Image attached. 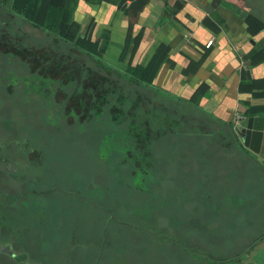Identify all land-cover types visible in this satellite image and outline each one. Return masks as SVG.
Listing matches in <instances>:
<instances>
[{
	"label": "rangeland",
	"instance_id": "374dc122",
	"mask_svg": "<svg viewBox=\"0 0 264 264\" xmlns=\"http://www.w3.org/2000/svg\"><path fill=\"white\" fill-rule=\"evenodd\" d=\"M4 62L0 61V65L6 66ZM6 64L20 68L17 60ZM0 104L4 106L3 118L13 115L17 121L11 119L16 122V128L22 135H27L29 146L22 143V147L25 155L29 154L34 141L28 137L31 133L23 129V125L38 127L46 125L45 122L36 119L33 113L26 121L18 105ZM100 117L98 122L102 121V114ZM106 122L109 124L111 120ZM1 132L5 140L15 138L7 135L11 132L7 127ZM201 142H195L194 148L182 142H177L174 147L164 144L158 150L155 157L159 158V166L166 176L163 187H167V183L174 187L163 195L152 190V176L140 172L134 178L125 167V172L112 177L110 189L102 182H84L79 169L84 170L82 168L87 166L89 172L96 170L98 177L102 173L99 172L102 161L96 160L84 147L71 149L74 146L68 142L64 153H59L62 159L70 155L67 167L52 171L48 161L37 167L26 159L23 163V158L17 163L10 162L11 170L20 177L26 176L14 180L20 189L13 187V193L26 194L27 198L5 194L15 210L7 211L0 224L3 222L14 231L20 247L33 252L39 262L48 264L93 262L105 240V232L107 246L101 254V264H253L255 257L256 264H261L264 262V243L252 252L248 249L255 238L264 233V170L251 157L237 152L234 140L215 138ZM81 143L84 146L85 141ZM108 143L104 145V152H110L112 145L110 141ZM66 152L70 153L66 155ZM4 170L9 171L5 167ZM70 171H79V174L74 172L80 176L76 187L73 182L76 178ZM120 176L124 185L120 183ZM53 185L60 189L54 191ZM76 189L89 199L70 193ZM3 190L9 192L8 187ZM42 192L47 195H41ZM2 201L7 202L4 195H0V204ZM110 214L117 220L110 219ZM123 222L157 231L165 228L161 231L167 239L158 246L153 245V239L146 232L120 224ZM186 222L188 230L184 229ZM29 230L32 232L27 234ZM172 237L187 239L193 251L173 244ZM128 241L129 247L125 245ZM15 250H19L18 246Z\"/></svg>",
	"mask_w": 264,
	"mask_h": 264
},
{
	"label": "trees",
	"instance_id": "16d2710c",
	"mask_svg": "<svg viewBox=\"0 0 264 264\" xmlns=\"http://www.w3.org/2000/svg\"><path fill=\"white\" fill-rule=\"evenodd\" d=\"M67 3L68 0H0V57L8 59L9 62H20L17 71V68L13 69L10 65H0V88H3L0 91V103L18 105L21 114L28 118L30 114L25 112L29 108L26 96L32 93L33 96L30 97L35 102V118L46 121L45 116L50 113L49 101L53 99L56 102L53 107L61 104L65 106L60 119L55 123L47 120V125H35L31 129L25 125L23 129L42 140L43 148L50 151L49 155L53 156L56 151L64 149L65 141L62 138L65 134H72L74 138L70 144L74 148L84 147L85 151L100 154L101 161L109 162L106 154H101L104 144L107 143L105 136L90 138L92 127L86 125L91 112H105L127 135L126 142L123 141L118 148L121 152L118 155L119 163L130 162V174L134 178L141 170L144 171L142 173L152 176L153 191H158L161 195L170 193L174 187L168 183L167 187H163L166 176L159 166L160 161L155 157L157 154L154 150L157 152L162 149L163 143L174 147L177 142H182L192 147L195 142L202 141L200 138L207 136L225 141L233 140L236 127L232 123L216 122L200 107L195 97L181 98L159 88L153 82L156 68L149 75L132 66L118 67L105 62L100 52V44L92 39L89 32L82 36L81 27L72 21V13ZM257 20L259 19L255 14H249L248 22ZM18 23L20 27L22 23H29L37 32L19 29ZM263 26L259 22L255 31L261 30ZM137 47L139 44H136V51ZM155 65L157 66L156 63ZM17 86L22 87V90L18 91ZM32 86L39 87L31 92ZM51 86L56 90L55 95ZM19 95L23 98H16ZM1 108L3 111L4 106ZM77 116L81 119H77ZM11 117L16 120L13 115L3 119L5 127L14 135L17 131L16 122ZM176 135L180 139H170ZM82 139L85 141L84 146ZM12 144L9 143V148ZM34 147L42 149L40 143ZM81 173L83 176H78L81 180L92 181L96 178V174L89 170L85 169ZM98 179L107 189L112 187L106 172L105 175L99 173ZM120 224L133 227L135 231L146 232L153 239V245H160L163 239H167L161 234V229L166 230L165 228L157 231L155 228L142 229L124 222ZM148 228L157 233L147 230ZM184 229L188 230L187 222ZM171 240L175 245H189V241L183 237H172ZM130 241L125 245L129 247Z\"/></svg>",
	"mask_w": 264,
	"mask_h": 264
},
{
	"label": "crops",
	"instance_id": "0c3cea01",
	"mask_svg": "<svg viewBox=\"0 0 264 264\" xmlns=\"http://www.w3.org/2000/svg\"><path fill=\"white\" fill-rule=\"evenodd\" d=\"M67 4L72 21L84 35L90 31L103 55L119 61L127 54L133 68L149 75L156 68L153 82L159 88L195 97L216 122L235 126L239 116L241 125L264 117V28L255 31L237 0H222L210 10V0Z\"/></svg>",
	"mask_w": 264,
	"mask_h": 264
},
{
	"label": "flooded vegetation",
	"instance_id": "af4514ba",
	"mask_svg": "<svg viewBox=\"0 0 264 264\" xmlns=\"http://www.w3.org/2000/svg\"><path fill=\"white\" fill-rule=\"evenodd\" d=\"M237 1H238L239 5L241 6V9H244V11L248 14L247 15V21H248L249 14L253 13V14H255L256 17H258L259 20L252 21L251 23L258 24L260 22V23H262L264 25V0H237ZM256 1L258 2L257 6L255 5ZM250 9H252V11ZM18 24H19L18 25L19 29L23 28V29H25L27 31H32V32H35V33L37 32V29L35 27H33L31 24H29V23L28 24L27 23H22L21 27H20V23H18ZM263 28H264V26L261 29H263ZM88 32H90V31H88ZM81 33H82V36H84L85 33L83 32L82 28H81ZM101 47L102 46L100 45V52L102 53V59L105 60V62H107L108 64L113 65V66H118V67L119 66L127 67V65L131 66V60L130 61L128 60L127 54L124 56L125 57L124 59L122 58L119 61H116L114 59L111 60L108 57H106V55H103ZM3 60L5 61L4 64L7 65L6 63H7L8 59L0 57V61L3 62ZM11 62H16V61L12 60ZM8 65H10V64H8ZM10 66H12V65H10ZM12 68L16 69V67H14V66H12ZM17 70L18 69H16V71ZM36 87H39V86H32L30 91L32 92L34 89H38ZM16 89L18 91H21L22 87H18L17 86ZM51 89L53 91V95H55L56 94L55 93L56 90H54L53 86H51ZM30 96H33L32 93L29 94V97ZM27 101L29 103V108L26 111H29L30 116H31L32 113L35 114V112H34L35 102H34L33 99H31V97L29 99L27 98ZM55 103L56 102L53 99L49 101V107H50L49 112L50 113H49L48 116H45L46 117V121H42V122H45L46 125L48 124L47 120H49L51 122H54V123H55V121L57 122L60 119V117H61V113H63L65 111V109H64L65 106L62 105V104L59 107H57V106L53 107V104H55ZM53 108H55V109H53ZM19 110L21 111L20 108H19ZM101 114H102L101 111H99L98 114H96L94 112H91L90 113V119L86 123V125L92 127V132L89 134L90 138H92V136L97 137V135H102V137L105 136V141H107V144H109L108 142L110 141V143L112 145V147L110 149V152H104V149H103L104 146H103L102 152H101V154L102 153L106 154V157L109 158V162L103 160L102 162H106V164H103L102 162H101V164H99L100 165L99 172L104 173V175H105V172H106V174L108 175V178H110L109 183L110 182L112 183V177L113 176L117 177V174L115 173V171L117 173L118 172L120 173V170L125 172V170L127 171L129 169V172H131V164H130V162L127 161L128 163L127 162L119 163V161H118V158L120 157L118 155L121 154V152H119L118 148H120V145L123 143V141L119 140V139L122 138V139H124V142H126L127 135H126V132L124 130L120 129V127L114 123V121L112 120L111 116L107 115L105 112H103V114H102V121L98 122V119H101V117H100ZM58 115H59V117H57ZM97 115H98V117H97ZM3 117H4V111H0V120L2 121V122H0V124H1L0 125V195H4V197H5L6 201H7L5 204L3 203V201L0 204V209H1V211H0V219H2L3 222H4L5 213L7 211H8V213H11V212H13V210H15L14 207H13L14 206L13 202H11V200L7 199L5 194L13 195V196H16V197L26 196V194L25 195H23V194L16 195V194L13 193V191H14L13 187H19V189H20V186L18 185V183L14 184V180L19 178L20 176H18V174L15 171H13V170H11L9 168L8 163H10V162H12V164L13 163H17L18 159L23 158V160H22L23 163H25L24 159H26V160H28V163L30 162V164H34L35 167L42 166V164L47 163V161H48L49 165L50 164L52 165L51 166L52 167V169H51L52 171L55 170V169H61L62 167H67V165H69V162H70V159H71L70 155H69L70 158L69 157L66 158L65 155L63 154V156L65 158L62 159V156H60L59 153H64V151L67 149L66 148V143L68 142L70 144V141L74 138V136H72V134H70V135L69 134H65V135L63 134L64 137L62 138V140L65 141V143H64L65 147L62 150L56 151V153L54 155H56L57 157L60 156V158H56V156H55V159H54V155L53 156L49 155L50 151H48L47 149L43 148V145H42L43 142H41L42 140L37 139L35 137L36 135H34V134L33 135H28V137H31L33 139V141H34L33 145L37 146V144L40 143L41 146H42V149H36L33 146V148H30V150H29V154H31V155H29V154L25 155V153L23 151L24 149L22 147V145H23L22 143L26 144V141H28L27 135H25V134L22 135L20 133V131L18 130V128H16V126H15V128L17 130L16 133L14 134L15 138L12 139V140H5L1 136V134H2L1 131L4 132V128L6 126L5 120L3 119ZM77 117H78L77 119H81L80 116H77ZM28 118H30V117H28ZM28 118H26V119H28ZM106 120H111V122L108 124L106 122ZM18 121H20V120H18ZM34 121H36V120H34ZM20 126L22 127V123H21ZM23 126H25V125H23ZM29 128L31 129L32 127H29ZM105 131L107 132L108 135H106ZM7 135H13L12 131L10 132V134H7ZM81 135L82 134H80V136ZM75 136H78V134L75 135ZM41 137H42V139L46 140L44 135L43 136L41 135ZM173 138L178 139L179 136L176 135V136H171L170 137V139H173ZM186 139L189 140V137L186 136ZM216 139H218V138H216ZM193 140H197V139L193 138ZM200 140H202L203 142L206 141V140L207 141H209V140L212 141L213 138H210V136H207L205 138H203V137L200 138ZM233 140L237 143L236 144V148H238L237 152L243 153L244 155H248L249 157H251L254 160V162L259 167H261L264 170V155H261V150L262 149L259 152H255V151H253L251 149H249V151H247L245 149V146H244L243 142H242V139H240L237 134H235ZM10 142H11V144L13 142V144L10 146L11 148H9V143ZM26 145L29 146V144H26ZM162 145H164V143ZM68 148H70V147H68ZM71 149L76 150V148H71ZM158 150H160V149H158ZM158 150H157V152H156V150H154L155 151L154 153L157 154ZM12 153H14L13 156H14L15 159L12 158L13 157ZM68 153H70V152H66V155ZM91 154L96 158V160H101L100 159L101 158L100 154L98 155L95 152H93ZM28 157H30V158L27 159ZM3 165L9 171L4 170V167H2ZM18 165L19 164H17V166ZM124 167L126 168L125 170H124ZM82 169H84V170H81V168H80L79 171L83 172V171H85V169L88 170L87 166L82 168ZM79 171H74V172L78 173ZM74 172L70 171V174L73 177L76 178L73 181L74 185H75L77 183V181H79L78 180L79 177ZM91 172L94 173V175H95L96 170L91 171ZM141 172H144V171L141 170ZM95 177L96 178L92 179V182L89 183V184H93L94 181L100 180V179H98L97 175H95ZM121 177L122 176H120L119 178H121ZM20 178H26V176H23V177H20ZM105 179H106V177H105ZM3 181L5 183H3ZM133 181L135 182V180H133ZM152 181H151V184L153 183ZM120 183H122L124 185V181L123 180H121ZM53 186H54L53 190L54 189H56V190L60 189L56 185H53ZM135 186H137L136 182H135ZM6 187L9 188V192L8 193H6L3 190V189H6ZM74 187H76V185ZM56 190H54V191H56ZM42 193L43 194H41V195H44V196H45V194L47 195V192H42ZM70 193L74 194V195H77V196H79L81 198H84V199H89L84 194L78 192L77 189L75 191H71ZM115 193H116V191H115ZM29 196L30 195L28 194V197ZM26 198H27V196H26ZM21 205H23V204L21 203ZM112 218L115 219V217L112 216V214H110V219H112ZM3 222H2V224H0V264H31V263L35 264L36 262H37L36 264H48V263H45L46 261H44V262L40 261L41 262L40 263L38 261V259L35 258V255L33 254V252H31V251H29V250H27L25 248L20 247L19 243L16 240V235L14 234V231L11 228H8L5 224L3 225ZM130 224L133 225V226H139V225H136V224H133V223H130ZM141 228L143 229L144 227H141ZM147 230H149L151 232H156L155 230L149 229V228ZM30 232H32V231H30V230L27 231V234L30 233ZM161 234H163V233H161ZM263 234L261 236H259L258 238H255V240L253 241V244H251L250 249H248L250 252H252V250H254V248H256L257 246L262 245L264 243L263 242L264 241ZM104 237H105V240L103 241L102 246L100 247L98 256L94 257V259L96 261L93 260V262H91V263L88 262V264H101V254L103 255V253L105 252V248L107 246V244H106V242H107L106 241V232L104 234ZM17 246H18L19 250H15V247H17ZM177 246H180V245H177ZM182 246L183 247H187L189 249H190V247L192 248V246H189V245L188 246L182 245ZM256 259L257 258L255 257L254 260H256ZM57 264H65V262L61 261V262H57Z\"/></svg>",
	"mask_w": 264,
	"mask_h": 264
},
{
	"label": "water",
	"instance_id": "95a60500",
	"mask_svg": "<svg viewBox=\"0 0 264 264\" xmlns=\"http://www.w3.org/2000/svg\"><path fill=\"white\" fill-rule=\"evenodd\" d=\"M221 2L222 0H210L208 9H214ZM235 131L245 147L255 152L262 149L264 145V117H249L240 128H235Z\"/></svg>",
	"mask_w": 264,
	"mask_h": 264
},
{
	"label": "built area",
	"instance_id": "2783aa9c",
	"mask_svg": "<svg viewBox=\"0 0 264 264\" xmlns=\"http://www.w3.org/2000/svg\"><path fill=\"white\" fill-rule=\"evenodd\" d=\"M212 43H213V40H210L209 43H208V45H211ZM240 118H242V116H239L236 119V121H235V127L236 128H240L241 127V120H240Z\"/></svg>",
	"mask_w": 264,
	"mask_h": 264
}]
</instances>
